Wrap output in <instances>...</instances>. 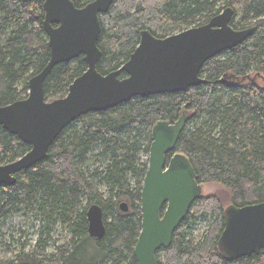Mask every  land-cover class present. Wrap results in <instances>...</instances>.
I'll return each instance as SVG.
<instances>
[{"label": "trees", "instance_id": "trees-1", "mask_svg": "<svg viewBox=\"0 0 264 264\" xmlns=\"http://www.w3.org/2000/svg\"><path fill=\"white\" fill-rule=\"evenodd\" d=\"M73 1L83 7L92 0ZM225 6L234 9L231 24L236 29L255 30L205 63L200 75L206 83L187 91L136 96L84 114L60 133L45 159L16 173V183L0 185V237L15 216L40 222L36 248L27 251L24 246L0 264H137L152 129L159 120L175 122L183 112L189 119L175 151L190 158L198 181L229 188L237 206L264 201V0H115L100 15L102 57L97 68L103 74L120 68L138 46L143 29L166 37L208 21ZM44 15L42 0H0V105L27 98L30 78L50 59ZM87 68L83 55L57 64L45 82L46 99L67 95ZM30 149L0 126V164ZM102 186L109 188L107 193ZM123 201L128 211L120 207ZM92 203L104 210L107 230L102 238L89 234ZM223 212L217 198H197L172 243L158 250L159 264H264V247L235 261L222 256L218 240L225 226ZM202 219L209 222L197 240L193 228ZM57 226L66 227L69 240L48 252L55 245Z\"/></svg>", "mask_w": 264, "mask_h": 264}, {"label": "water", "instance_id": "water-1", "mask_svg": "<svg viewBox=\"0 0 264 264\" xmlns=\"http://www.w3.org/2000/svg\"><path fill=\"white\" fill-rule=\"evenodd\" d=\"M42 1L50 59L30 78L27 98L0 105V126L18 135L31 149L14 161L0 164V185L16 183V173L45 159L60 133L84 114L115 107L136 96L187 91L206 83L207 79L200 75L205 63L241 44L255 30L254 26L236 29L231 24L232 7L206 24L166 37L143 29L129 59L120 68L103 74L97 68L102 57L98 46L100 15L109 11L115 0H92L83 7L73 0ZM80 55L88 64L87 70L74 79L67 95L47 100L45 82L53 68ZM122 72L125 77H120ZM188 119L189 115L183 112L175 122L159 120L152 129L149 166L141 192L142 230L135 246L137 264H159L158 250L172 243L192 203L203 194L190 158L175 151ZM169 153L173 154L168 160ZM120 207L129 210L126 201ZM223 216L225 226L218 240L222 256L235 261L259 254L264 247V201L243 206L229 204ZM87 217L89 234L104 237L107 228L102 206L92 203Z\"/></svg>", "mask_w": 264, "mask_h": 264}, {"label": "rangeland", "instance_id": "rangeland-1", "mask_svg": "<svg viewBox=\"0 0 264 264\" xmlns=\"http://www.w3.org/2000/svg\"><path fill=\"white\" fill-rule=\"evenodd\" d=\"M148 156H144L146 159ZM149 158V157H148ZM203 194L205 196L215 197L221 202L223 208L232 203V192L229 188L217 183L209 182L203 183ZM109 188L105 186L101 187L103 192ZM107 193V192H105ZM208 220H200L194 225L193 234L198 240L205 232L208 226ZM10 224V225H9ZM9 226L3 229L5 235L0 237V260L14 257L17 253L23 250H33L37 246L38 230L40 229V222L34 218L27 219L21 215L15 216ZM55 245L52 244L46 250L48 252H54L56 247L66 245L69 240L68 230L64 226H57L54 230ZM43 253V252H41Z\"/></svg>", "mask_w": 264, "mask_h": 264}, {"label": "flooded vegetation", "instance_id": "flooded-vegetation-1", "mask_svg": "<svg viewBox=\"0 0 264 264\" xmlns=\"http://www.w3.org/2000/svg\"><path fill=\"white\" fill-rule=\"evenodd\" d=\"M227 7H231V6H225V7L223 8V10L226 9ZM223 10H222V11H223ZM222 11H221V12H222ZM221 12H220V13H221ZM217 14H219V13H217ZM217 14H215V15H217ZM215 15H214V16H215ZM212 17H213V16H212ZM212 17H211V18H212ZM211 18H210L208 21H205L204 23H198V24L193 25V26H191V27H194V26H200V25L206 24V23H208V22L211 20ZM251 27H252V26H251ZM188 28H190V27H188ZM185 29H186V28H185ZM243 29H244V28H243ZM183 30H184V29H183ZM178 32H179V31H178ZM175 33H176V32H175ZM231 204H234V203H231Z\"/></svg>", "mask_w": 264, "mask_h": 264}]
</instances>
